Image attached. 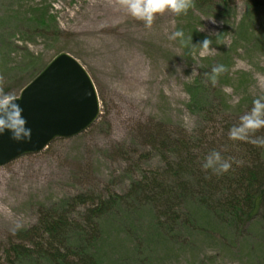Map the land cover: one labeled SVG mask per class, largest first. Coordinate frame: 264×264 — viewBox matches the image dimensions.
<instances>
[{"label": "rangeland", "instance_id": "374dc122", "mask_svg": "<svg viewBox=\"0 0 264 264\" xmlns=\"http://www.w3.org/2000/svg\"><path fill=\"white\" fill-rule=\"evenodd\" d=\"M226 8L221 1L179 13L166 8L148 26L124 0H0V43L7 46L5 66L0 65V99L17 95L21 83H28L33 74L29 59L38 57L45 66L58 53H67L89 73L101 104L99 119L86 132L56 139L39 153L0 166L2 262L22 232L62 203H68L66 211L74 206L73 216L83 221L91 205H76L75 198L108 199L114 192L126 193L143 172H163L160 129L173 136L206 131L216 141L212 133L229 128L232 118L248 124L259 113L264 121V0H229ZM38 10L54 20L52 33L21 34L33 33L31 21ZM177 32L182 35L174 36ZM24 61L25 69L19 71ZM196 84L198 104L190 92ZM256 132L264 144V123ZM150 210L144 209L139 214L143 221L129 227L120 218L123 229L114 234L118 246L111 250L99 244L80 249L99 256L103 264H264V208L252 224L234 232L221 227L181 230L170 239L147 231ZM105 231L111 239V229ZM79 234L76 230L69 236ZM159 237L168 242L166 250L149 249L148 243ZM20 264L53 263L27 256Z\"/></svg>", "mask_w": 264, "mask_h": 264}, {"label": "trees", "instance_id": "16d2710c", "mask_svg": "<svg viewBox=\"0 0 264 264\" xmlns=\"http://www.w3.org/2000/svg\"><path fill=\"white\" fill-rule=\"evenodd\" d=\"M219 1L228 8L229 0H187V3L189 8L204 9L213 7ZM36 15L31 21L33 33L20 32L21 34L33 37L52 33L54 20L47 11L38 10ZM190 40L194 42L195 38ZM8 42H11V39L7 36V45ZM6 50L4 42L0 43L2 67L5 66L2 52ZM27 62L28 68L33 69V74L28 83H21L20 92L51 61L45 66H40L38 57ZM23 63L25 61L19 64V71L25 69ZM11 79L14 82L16 76ZM190 92L192 103L198 104L199 84L193 85ZM17 95L4 94L0 103ZM248 120L252 128L232 118L229 128L225 127L218 135L212 133L217 137L216 141L210 139L211 136L206 131L203 135L184 133L173 136L168 130L160 129L158 148L166 167L163 172H143L140 178L132 179L126 193L114 192L108 199L98 197L96 200L92 196L88 198L87 195L75 198L72 203L76 205H91L85 211L83 221H77L73 216L76 211L74 206L66 211L63 209L68 203H62L64 207L45 215L38 224L22 232L18 241L9 246L5 259L3 262L0 260V264H20L27 256L46 259L53 264H103L99 256L95 259L87 255L80 249L81 246L99 244L108 250L118 246L114 234H120L123 229L120 218L123 217L128 227L141 223L143 220L139 214L148 207L151 208V221L146 226L147 231L153 229L169 239L181 230L213 232L221 227L228 232H234V229L246 228L264 208V144L261 135L256 132V128L264 121L259 113H255ZM261 134L264 138V133ZM225 163L229 165L227 171L222 170ZM113 218L114 220L103 223ZM105 228L111 229V239L106 237ZM76 230H79V236L70 237L69 234ZM123 231L128 234L127 230ZM166 245L168 242L159 237L147 246L159 252L160 249L166 250ZM72 248H77L78 252L71 254ZM72 257L76 261L72 260Z\"/></svg>", "mask_w": 264, "mask_h": 264}, {"label": "water", "instance_id": "95a60500", "mask_svg": "<svg viewBox=\"0 0 264 264\" xmlns=\"http://www.w3.org/2000/svg\"><path fill=\"white\" fill-rule=\"evenodd\" d=\"M100 114V98L89 73L70 54H59L17 97L0 104V126L15 127L23 117L31 130L21 140L8 131L0 135V166L39 153L56 139L86 132Z\"/></svg>", "mask_w": 264, "mask_h": 264}, {"label": "clouds", "instance_id": "9594fccd", "mask_svg": "<svg viewBox=\"0 0 264 264\" xmlns=\"http://www.w3.org/2000/svg\"><path fill=\"white\" fill-rule=\"evenodd\" d=\"M124 3L133 16L137 19L144 20L148 26L151 25L153 16L158 12H163L166 8H170L172 11L179 13L188 7L187 0H124ZM180 35H182L181 32L174 34V36ZM208 43L207 39L203 41V45L205 47H207ZM214 71L217 70L214 69ZM10 103H14V101H10ZM16 107L19 108L18 105ZM25 124L26 121H24L23 117H20L18 125L15 127L6 128L4 126H0V135H2L5 131H8L11 133L14 140L28 138L31 130L26 128L24 126ZM214 155L218 156V154ZM205 167H207V165H205ZM228 167L229 165L225 163L222 166V170L227 171Z\"/></svg>", "mask_w": 264, "mask_h": 264}]
</instances>
